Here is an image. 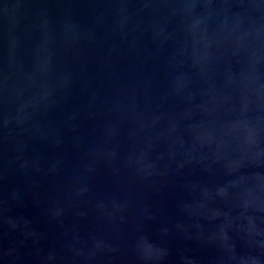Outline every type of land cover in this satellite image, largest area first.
I'll list each match as a JSON object with an SVG mask.
<instances>
[{"label":"water","instance_id":"95a60500","mask_svg":"<svg viewBox=\"0 0 264 264\" xmlns=\"http://www.w3.org/2000/svg\"><path fill=\"white\" fill-rule=\"evenodd\" d=\"M0 264H264V0H0Z\"/></svg>","mask_w":264,"mask_h":264}]
</instances>
